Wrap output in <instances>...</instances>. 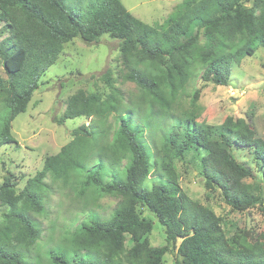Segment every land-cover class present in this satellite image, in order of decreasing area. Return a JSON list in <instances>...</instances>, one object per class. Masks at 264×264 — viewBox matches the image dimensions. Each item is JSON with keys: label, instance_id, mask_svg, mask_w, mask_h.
Instances as JSON below:
<instances>
[{"label": "trees", "instance_id": "obj_1", "mask_svg": "<svg viewBox=\"0 0 264 264\" xmlns=\"http://www.w3.org/2000/svg\"><path fill=\"white\" fill-rule=\"evenodd\" d=\"M63 1L0 0V23L7 33L0 41L6 75L0 77V148L17 144L11 123L26 110L64 44L76 38L87 44L104 35L117 40L125 78L149 104L141 112L112 93L103 97L78 90L68 97L62 118L92 121L74 128L72 139L43 160L20 193L12 175L4 176L0 264H41L28 254L40 235L29 212L43 211L46 176L71 184L86 197L85 204L106 196L117 199L108 217L79 212L84 217L66 238L68 244L44 253L49 264H162L167 252L175 255V264H264V235L228 237L221 217L181 190L174 168L190 148L202 150L199 171L206 189L220 190L228 206L245 211L261 200L243 183L253 175L235 160L233 149L248 152L264 173V140L244 119L226 117L213 127L198 121L193 111L168 115L190 81L227 86L232 65L264 47V0H182L153 25L132 16L119 0ZM110 76L108 71L102 80L113 88ZM199 95L194 89L191 105ZM155 116L169 125L157 131ZM145 137L152 138V146ZM138 206L161 226L164 246L149 245L153 223L140 217ZM126 236L133 242L129 248Z\"/></svg>", "mask_w": 264, "mask_h": 264}, {"label": "rangeland", "instance_id": "obj_2", "mask_svg": "<svg viewBox=\"0 0 264 264\" xmlns=\"http://www.w3.org/2000/svg\"><path fill=\"white\" fill-rule=\"evenodd\" d=\"M119 1L132 16L153 25L162 23L182 0ZM63 4L67 10H71L72 7H67L65 1ZM80 4L83 6L86 2ZM6 36L5 28L0 23V41ZM108 71L113 88L108 87L102 80V75ZM126 73L119 52V42L107 35L102 36L97 43L87 44L76 38L64 44L57 61L41 77L26 110L16 116L11 123V135L17 144H8L0 148V185L9 172L16 192L20 193L27 180L42 169L43 160L58 153L61 147L72 139L71 131L74 128L90 125L91 119L62 118L68 97L76 91L83 90L88 94L97 92L103 97L110 93L116 94L123 104L135 105L144 112L149 101L144 99L134 83L126 80ZM0 77L6 78L1 61ZM194 89H198L200 95L196 104L191 105V94ZM188 111L195 112L198 121L213 127L220 126L226 117L244 119L252 125L256 135L264 140V47L259 46L252 56L243 58L239 65H232L227 86L206 84L199 78L190 81L184 91L176 97L168 115L179 117L181 112ZM2 113L0 105V117ZM157 116L151 121L156 122L155 127L160 131L164 125L167 123L169 125L170 121ZM134 120L140 121L136 117ZM109 123H112V116ZM145 140L152 146V138L145 137ZM203 154L202 150L192 147L186 152L184 162L174 161L181 190L221 217L223 229L228 237L243 232L249 239L264 235V173L261 166L248 152L233 149L235 160L249 168L253 175L244 179L243 183L261 200L245 211H236L223 201L220 190L206 189L199 171ZM150 182H147L148 186ZM42 183L43 211L29 212L40 235L28 254L34 260L38 256L41 264H49L47 260H43L44 253L68 244L66 238L84 217L79 212L85 213L90 210L101 218L108 217L116 207L117 199L110 196L101 197L92 202L88 201L93 205L90 206L85 204L86 197L79 195L78 190L71 188L69 183L55 181L51 176H46ZM6 212L7 210L0 204V225L5 222ZM137 212L141 218L153 223L152 231L147 236L149 245L164 246L165 236L154 217L141 206L137 207ZM132 245L130 237L126 236L125 247L129 248ZM174 258V254L167 252L162 264H175ZM36 264L39 262L36 261Z\"/></svg>", "mask_w": 264, "mask_h": 264}]
</instances>
